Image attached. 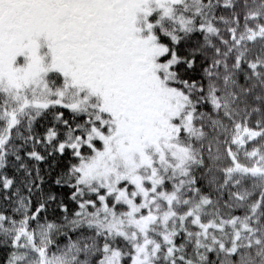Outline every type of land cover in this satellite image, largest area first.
Returning <instances> with one entry per match:
<instances>
[{"label":"snow or ice","instance_id":"6c2138e0","mask_svg":"<svg viewBox=\"0 0 264 264\" xmlns=\"http://www.w3.org/2000/svg\"><path fill=\"white\" fill-rule=\"evenodd\" d=\"M0 264H264V0H0Z\"/></svg>","mask_w":264,"mask_h":264}]
</instances>
